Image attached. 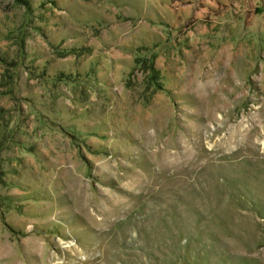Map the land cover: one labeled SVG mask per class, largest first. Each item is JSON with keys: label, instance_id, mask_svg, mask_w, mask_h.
Masks as SVG:
<instances>
[{"label": "rangeland", "instance_id": "rangeland-1", "mask_svg": "<svg viewBox=\"0 0 264 264\" xmlns=\"http://www.w3.org/2000/svg\"><path fill=\"white\" fill-rule=\"evenodd\" d=\"M0 264H264V0H0Z\"/></svg>", "mask_w": 264, "mask_h": 264}]
</instances>
